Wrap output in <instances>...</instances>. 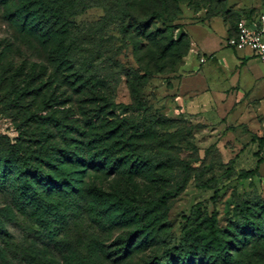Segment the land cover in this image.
I'll return each mask as SVG.
<instances>
[{
  "label": "rangeland",
  "instance_id": "374dc122",
  "mask_svg": "<svg viewBox=\"0 0 264 264\" xmlns=\"http://www.w3.org/2000/svg\"><path fill=\"white\" fill-rule=\"evenodd\" d=\"M30 1L0 0V264H217L210 220L225 264H264V139L165 104L194 34L231 30L264 0H134L140 23L127 0H61L58 19ZM66 64L91 74L97 99L66 94ZM110 103L138 109L95 111ZM115 122L138 138L107 156L99 135ZM18 143L59 155L45 171L68 183L23 173Z\"/></svg>",
  "mask_w": 264,
  "mask_h": 264
},
{
  "label": "crops",
  "instance_id": "0c3cea01",
  "mask_svg": "<svg viewBox=\"0 0 264 264\" xmlns=\"http://www.w3.org/2000/svg\"><path fill=\"white\" fill-rule=\"evenodd\" d=\"M227 37L218 21L194 34L186 72L169 80L165 89L166 109L172 117L205 118L225 128H246L252 137L264 139V65L249 49L226 47Z\"/></svg>",
  "mask_w": 264,
  "mask_h": 264
},
{
  "label": "trees",
  "instance_id": "16d2710c",
  "mask_svg": "<svg viewBox=\"0 0 264 264\" xmlns=\"http://www.w3.org/2000/svg\"><path fill=\"white\" fill-rule=\"evenodd\" d=\"M133 1L134 0L126 1V9L123 12L127 16V18L129 19L131 18V20L140 23L143 20L140 21V18L138 16H135L137 14L131 13ZM55 2L56 4L54 3V5H57L55 6V8L52 5V3L47 2V0H31L26 4V6L28 7L31 5H37L39 17H44L47 11L49 10L51 18L58 19L60 18L59 8L63 4V2L61 0H55ZM257 11L258 10L247 12L241 18H239L234 23L232 29L228 30V37L234 36L237 22H239L240 20L251 19L253 16H255ZM156 17L157 14L155 12H152L149 16V18L152 19H156ZM59 84L61 88L65 89L66 94L73 95L74 92L75 94L84 93L86 97L91 101H93V99H97L100 94V92L97 91L96 82L94 78L91 76V74H89L85 70H81V69L76 70L73 67L69 66L68 64H66L64 68L61 70ZM70 91H72L73 94H71ZM106 109H108L109 111H106L105 113H103V111L105 110L101 107H99L95 111L97 113L100 112L108 116V114L112 115V113H114L117 109L127 112V111L137 110L138 108H136V106L133 103L130 105H122V104L117 105L115 103H110L108 104ZM48 119L52 124H59V120L55 115L48 117ZM124 127L125 126L123 125V122H119V123L115 122L104 132L103 135L102 134L99 135V139H101V143L103 145L100 146V148H102L107 153V156L112 155L113 152H115L116 150H118L117 152H120L121 149H126L127 145H129L130 143H134L136 138H138L136 133L127 136L126 134H124V132H121V130H123ZM3 138L4 137L0 136V139ZM257 139L260 143H263V138H257ZM9 147L11 149L13 156L18 161L19 167L23 173L31 174L43 181L50 182L54 188H61L63 185L68 183V180L65 177L54 178L52 174L45 171L46 165H50L54 167L58 164L60 156L56 155L55 152L52 154L49 151L48 152L43 151L41 147L37 148L38 149L37 152L35 150L31 151L21 143L13 144L10 145ZM56 149H57L56 152L60 151V149H58V146L56 147ZM64 156L67 157L68 159L78 158V155H73L69 152H65ZM262 163L263 162L261 161V159L258 158L256 162V167L253 170L246 171L244 175L246 177H249L257 174L259 166ZM162 202H164V200H162ZM207 229H208V235L215 245L214 253L217 264H225L226 250L219 237V231L214 226L212 220L209 221Z\"/></svg>",
  "mask_w": 264,
  "mask_h": 264
},
{
  "label": "built area",
  "instance_id": "2783aa9c",
  "mask_svg": "<svg viewBox=\"0 0 264 264\" xmlns=\"http://www.w3.org/2000/svg\"><path fill=\"white\" fill-rule=\"evenodd\" d=\"M231 49H249L254 57L264 65V5L249 20H240L235 34L224 41Z\"/></svg>",
  "mask_w": 264,
  "mask_h": 264
}]
</instances>
